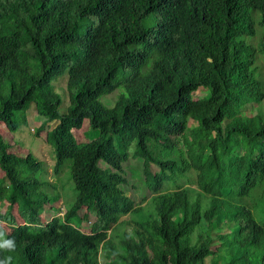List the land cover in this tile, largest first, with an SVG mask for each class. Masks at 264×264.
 Returning a JSON list of instances; mask_svg holds the SVG:
<instances>
[{"label":"trees","instance_id":"trees-1","mask_svg":"<svg viewBox=\"0 0 264 264\" xmlns=\"http://www.w3.org/2000/svg\"><path fill=\"white\" fill-rule=\"evenodd\" d=\"M249 6L264 13V0H0V236L15 244L0 260L99 264L101 243L127 216L141 220L130 236L135 264H206L223 253L226 244L211 236L194 240L206 224L213 233L227 222L214 220L222 194L203 211L180 177L244 166L252 184L264 183V51L235 40L249 26ZM153 14L157 26L145 27ZM60 78L71 102L64 114ZM120 89L110 107L104 96ZM200 90L207 94L196 99ZM34 106L54 174L63 184L68 166L78 192L64 217L52 204L60 195L46 189L49 165L6 141L28 126ZM190 120L198 122L191 130ZM130 172L145 204L124 190ZM81 209L84 218L96 213L92 229L78 227ZM262 244L264 225L246 219L230 264H264V253L252 261L244 250Z\"/></svg>","mask_w":264,"mask_h":264},{"label":"rangeland","instance_id":"rangeland-1","mask_svg":"<svg viewBox=\"0 0 264 264\" xmlns=\"http://www.w3.org/2000/svg\"><path fill=\"white\" fill-rule=\"evenodd\" d=\"M253 19L255 23V33L253 35L245 34L240 36L239 39L236 41L239 43H244L246 46H249L253 51L258 50L264 51V26L262 24V15L259 11H256L253 13ZM91 20H95V18H91ZM158 15L153 14L152 17L147 18L144 21V26L147 28H154L158 24ZM263 56V54H257L256 61L260 58V56ZM64 77L67 78V74L64 75ZM56 89L61 92L62 95V104L60 106V113L64 114L68 112L69 107L71 106L70 102V96L67 92V83L65 78H60L56 80L55 82ZM123 90H117L114 91L112 94L105 95V101L109 106H113L115 102L118 99L119 93ZM206 90H200L197 95L196 99H201L206 95ZM35 107V106H34ZM37 108L31 109L29 113V124L28 126L24 127L20 132L16 133V135H12L11 133L7 132L6 135V141L11 144L22 148L24 151L26 148H31L33 152L37 155V158L41 162H45L49 166L47 167L48 174H46L47 179L50 183L46 185L47 192L53 195H60L59 200H56L52 202V204L59 208L62 212L59 213V216L65 215L66 211L78 200V192L75 189L74 182L71 178V172L70 168L66 166L67 168L62 172L60 179L62 182L58 179V177L53 172L54 167V149L51 145L48 143H45V138H39L36 135V131L42 126V122L44 121V117L41 116L36 110ZM249 112V111H248ZM57 122H52L47 127L46 131H49L53 129L56 126ZM198 126V122H195L194 120H190L189 122V129H194ZM20 144V145H19ZM24 147H22V146ZM182 148L185 152V155L187 156L186 148L184 144H182ZM131 167H138L137 161H131ZM105 163V162H104ZM106 164V163H105ZM130 164L125 165V169L130 171L129 168ZM141 171V168H140ZM190 171H193L195 174H197L198 170L197 168H190ZM247 169L244 168V166L240 168H233V169H216L215 173L217 177L224 178L227 182L225 185H220L219 183H215L216 190L221 191L222 193V202H216L217 211H218V217L226 216L227 223H224V225L217 226L212 233V231H209V225L206 224L204 228V234L203 232L199 233V230L196 232V236L194 238L195 241L198 240V237L200 235H204L205 238H208L211 236L215 241L218 243L215 246H219L221 244H226V247L223 249L222 254H218L217 256L211 257L207 260L206 264H215L216 260H219L223 256H227L225 261H222L220 264H230V262L238 257L237 253V246H232L230 243H232V238L234 239L238 229H242L243 226H245V218L242 215V212L239 210L241 206H247L249 207L257 220L258 223L261 225H264V196L258 194L256 188L253 193L249 196H245L243 198L237 196L241 186L243 185L245 181V176L247 173ZM128 178H130V184L124 185V190L127 194L130 196H133L137 203L145 204L146 200L143 199V196L140 193H137L135 195L134 190L132 188L131 183L135 181L134 176L132 175V172L129 173ZM181 179L183 176L180 177ZM57 186H56V185ZM3 211L6 213V208H3ZM80 218L84 219L82 222L81 227H88L93 226L97 221V215L94 211H91L89 213V216L87 218H84L83 212L84 210L79 211ZM56 215L55 211H51L47 213V216L45 220L47 222H50L51 219ZM148 215L143 216L144 218ZM122 221H126L127 224L121 226L119 225L113 229V233L111 234V242L114 244L116 249L120 250V243L126 234H133L136 229H138V222L141 220H135L132 219L130 216H127L122 219ZM138 221V222H137ZM81 228V229H83ZM231 235L222 238L225 235ZM250 238V233L248 230H245L243 233V239ZM3 242V236H0V243ZM2 250V248H0ZM244 250L250 254L249 259L252 261H255L257 257H261L264 253V244H262L260 247H254V246H247L245 245ZM102 262L104 264L106 263L104 259H102Z\"/></svg>","mask_w":264,"mask_h":264},{"label":"clouds","instance_id":"clouds-1","mask_svg":"<svg viewBox=\"0 0 264 264\" xmlns=\"http://www.w3.org/2000/svg\"><path fill=\"white\" fill-rule=\"evenodd\" d=\"M74 1H76V0H74ZM77 1H83V0H77ZM241 1H243V0H241ZM256 11H259L261 13L262 24L264 26V13H263V11L260 8H257L255 6H249L247 9L249 26H248L247 30L245 32H243L242 34H240L238 36V38H236L235 40L239 39L240 36H242V35H245V34L253 35L255 33V23H254V19H253V13ZM160 19H161V16L158 14V21H160ZM120 93H119V95H120ZM197 170H198V172H197V174H195L193 171H190V168L186 169V171H184V175H183L182 180H183L184 187L189 190V193L191 195H194V198H193V196H191V200H193V204H201L202 210L207 211L213 207L214 203L213 202H206V200L207 199H213L215 196V194H214L215 192L221 193V191L216 190L215 183L217 182L223 186L226 184L227 181L222 177H217L216 173H215L216 170H204L201 167L197 168ZM251 180H252V178L249 175L245 176V181H244L243 185L241 186L237 196H239L241 198H243L245 196H249L253 193V191L256 188H258L256 190V192L258 194L264 196V183L252 184ZM219 196H220L219 199H221L222 195H219ZM243 207H247V206H241L239 208V210L242 212V215L244 216L245 220L252 218V217L255 218L253 211L249 207H247V208L249 210H251V212H252L251 216H248L247 213L244 212ZM81 210H84V209H81ZM79 213L80 212H78V216H79ZM17 215L20 216V213L17 212ZM83 215H84V212H83ZM57 216H59V215H57ZM180 216H182L181 213H180ZM60 217H64V215L63 216L60 215ZM255 220H256V218H255ZM81 225L78 227L83 228V227H81ZM93 226H88V227H84V228L92 229ZM136 232H137V229L135 230V232L132 235H135ZM33 233L37 234L39 232H33ZM112 233H113V231H110L109 232L110 236H109L108 240L101 243L99 264H104V262H102V259H104V261L106 262L105 264H135L134 263V257L136 256V250H135V244L133 243V241L130 237L132 235L126 234L125 236H123L121 243H120V250H118V249H116L114 244L111 242V234ZM0 235H3V234L0 233ZM227 236H231V235L227 234L224 237H227ZM233 240L234 239L232 238V241ZM17 246H18V250H19V244ZM14 247H15L14 241L11 239L4 240L2 243H0V248L13 249ZM10 259L11 258L9 257L8 261H10ZM153 263L154 264H162L159 261L153 262ZM0 264H7V261L0 260ZM167 264H173V260L172 259L168 260Z\"/></svg>","mask_w":264,"mask_h":264},{"label":"bare ground","instance_id":"bare-ground-1","mask_svg":"<svg viewBox=\"0 0 264 264\" xmlns=\"http://www.w3.org/2000/svg\"><path fill=\"white\" fill-rule=\"evenodd\" d=\"M215 221L219 222V218L214 219Z\"/></svg>","mask_w":264,"mask_h":264},{"label":"water","instance_id":"water-1","mask_svg":"<svg viewBox=\"0 0 264 264\" xmlns=\"http://www.w3.org/2000/svg\"><path fill=\"white\" fill-rule=\"evenodd\" d=\"M230 245H232V243H230Z\"/></svg>","mask_w":264,"mask_h":264}]
</instances>
